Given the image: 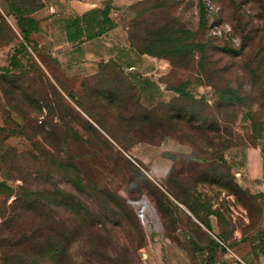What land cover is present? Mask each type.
<instances>
[{
  "label": "rangeland",
  "instance_id": "rangeland-1",
  "mask_svg": "<svg viewBox=\"0 0 264 264\" xmlns=\"http://www.w3.org/2000/svg\"><path fill=\"white\" fill-rule=\"evenodd\" d=\"M128 11L131 42L169 64L168 102L146 108L110 64L112 79L77 93L30 51L0 70V264H182V215L157 187L182 201L186 151L205 193L227 191L258 223L264 0H132Z\"/></svg>",
  "mask_w": 264,
  "mask_h": 264
},
{
  "label": "crops",
  "instance_id": "crops-1",
  "mask_svg": "<svg viewBox=\"0 0 264 264\" xmlns=\"http://www.w3.org/2000/svg\"><path fill=\"white\" fill-rule=\"evenodd\" d=\"M131 3L132 0H0V70L8 69L14 59L28 56L30 51L44 68L43 61H56L63 70L62 77L72 84L69 91L77 93L100 76L112 79L101 68L115 64L117 71H122L118 74L130 85L129 93L143 106L152 108L170 101L172 93L163 84L169 64L140 53L130 42L125 22ZM116 91L106 92L108 103L118 99ZM79 110L100 129L81 107ZM190 153L182 152V203L172 198L182 215V228L174 233L182 236V264H264V213L258 215L259 221L252 227L249 208L237 204L235 196L225 190L217 198L212 191L205 193L207 182L200 180L196 160L189 158ZM253 160L249 159V168ZM156 169L150 162L154 178L158 177ZM162 235L167 236V231Z\"/></svg>",
  "mask_w": 264,
  "mask_h": 264
},
{
  "label": "trees",
  "instance_id": "trees-1",
  "mask_svg": "<svg viewBox=\"0 0 264 264\" xmlns=\"http://www.w3.org/2000/svg\"><path fill=\"white\" fill-rule=\"evenodd\" d=\"M129 38H130V36H129ZM130 42H131V39H130ZM131 44L133 45V46H135L136 47V45H134L132 42H131ZM137 48V47H136ZM138 49V48H137ZM139 50V49H138ZM140 51V53H142V54H147V55H149V56H151V54L148 52V51H141V50H139ZM110 65H112V66H114L115 68H117L118 69V67L115 65V64H110ZM120 72H122V71H120ZM176 181V180H175ZM162 187H164V189H165V191H163L162 189H160L159 187H157V189H158V191H159V193L162 195V198H164V201L166 202V203H170L171 205H173V207H174V210L176 209V210H178L177 208H178V206H177V204L175 203V201H178V202H181L182 203V201L177 197V194H175L174 192H172L171 191V189H169L168 187H165V185H163V184H161V183H159ZM175 200H173V199ZM262 198V197H261ZM176 207V208H175ZM173 212V211H172ZM262 213H264V211H262Z\"/></svg>",
  "mask_w": 264,
  "mask_h": 264
}]
</instances>
